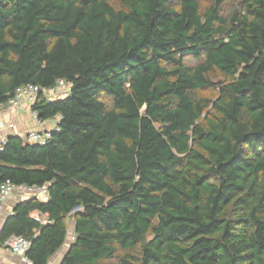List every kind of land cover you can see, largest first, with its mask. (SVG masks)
I'll return each instance as SVG.
<instances>
[{"label": "trees", "instance_id": "16d2710c", "mask_svg": "<svg viewBox=\"0 0 264 264\" xmlns=\"http://www.w3.org/2000/svg\"><path fill=\"white\" fill-rule=\"evenodd\" d=\"M201 1L0 0V104L71 82L31 106L46 144L0 151V184L48 191L0 243L49 264L73 215L57 264H264V0Z\"/></svg>", "mask_w": 264, "mask_h": 264}, {"label": "built area", "instance_id": "2783aa9c", "mask_svg": "<svg viewBox=\"0 0 264 264\" xmlns=\"http://www.w3.org/2000/svg\"><path fill=\"white\" fill-rule=\"evenodd\" d=\"M70 88L71 82L64 79L57 80L54 86L50 88H40L32 84L23 85L15 90L13 96L7 102L0 104V109L12 112L25 105L31 107L36 102L39 95L43 96L48 101L64 99L69 96ZM31 117L38 126L43 125L44 121L39 120L35 112L31 111ZM52 120L55 122L53 130H57L59 116H56ZM7 128H10V126L0 120V151H2L7 139L1 135V132ZM53 130H31L23 137V140L29 144L44 145L50 140L51 131ZM13 196L44 201L48 197L47 186L15 185L8 180L1 183L0 220L3 219L6 212V206ZM30 217L41 225L49 223L48 216L46 214H41L38 211L31 212ZM29 246L30 243L25 238L20 236H10L4 242L0 243V251L8 252L16 259L17 264H33L27 257ZM0 264L12 263L0 260Z\"/></svg>", "mask_w": 264, "mask_h": 264}, {"label": "crops", "instance_id": "0c3cea01", "mask_svg": "<svg viewBox=\"0 0 264 264\" xmlns=\"http://www.w3.org/2000/svg\"><path fill=\"white\" fill-rule=\"evenodd\" d=\"M0 120L10 126V128H7L1 132V135L6 138L9 136H16L23 139V137L31 130H53L55 126L54 120L44 121L42 126H38L31 117V107L29 105L22 106L21 108L12 112H7L3 109H0ZM23 200L25 199L19 196H13L9 200L6 206L5 215L3 219L0 220V229L5 221L6 216L12 213L13 206ZM0 260L3 262L17 264L16 259L6 251H0Z\"/></svg>", "mask_w": 264, "mask_h": 264}, {"label": "rangeland", "instance_id": "374dc122", "mask_svg": "<svg viewBox=\"0 0 264 264\" xmlns=\"http://www.w3.org/2000/svg\"><path fill=\"white\" fill-rule=\"evenodd\" d=\"M237 0H228L225 4H224V11H230L232 9V7H234V4L232 3H236ZM208 3V0H202L201 1V6H205ZM114 4V3H113ZM115 6L117 5L116 3L114 4ZM187 61L190 64H194L195 62L193 60L187 59ZM206 95L207 91L200 92L199 95ZM13 202V201H12ZM11 202V204H12ZM66 224H67V239L65 244L63 245V247L54 255V257L51 258L49 264H56L57 262H59V260L61 259L62 254L66 251V249L68 248L69 244L73 241L74 238V222H73V215H70L67 217L66 220Z\"/></svg>", "mask_w": 264, "mask_h": 264}]
</instances>
